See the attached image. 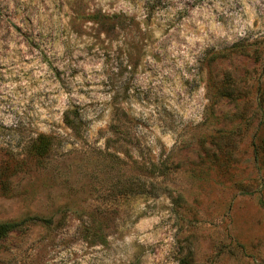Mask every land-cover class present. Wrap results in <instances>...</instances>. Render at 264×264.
Segmentation results:
<instances>
[{
    "label": "rangeland",
    "instance_id": "374dc122",
    "mask_svg": "<svg viewBox=\"0 0 264 264\" xmlns=\"http://www.w3.org/2000/svg\"><path fill=\"white\" fill-rule=\"evenodd\" d=\"M23 219L0 264H264V0H0Z\"/></svg>",
    "mask_w": 264,
    "mask_h": 264
},
{
    "label": "trees",
    "instance_id": "16d2710c",
    "mask_svg": "<svg viewBox=\"0 0 264 264\" xmlns=\"http://www.w3.org/2000/svg\"><path fill=\"white\" fill-rule=\"evenodd\" d=\"M65 123L74 131L78 130V115L74 118H70V116H65ZM52 147L51 139L48 136L40 134L36 140L30 146V152L36 157H44L46 156ZM157 166V165H156ZM27 220L35 222L39 221L37 216L29 217ZM48 223V220H44ZM25 219L21 221H3L0 222V238H4L11 234L12 232L18 230L24 223ZM179 264H187L183 258L179 260Z\"/></svg>",
    "mask_w": 264,
    "mask_h": 264
}]
</instances>
